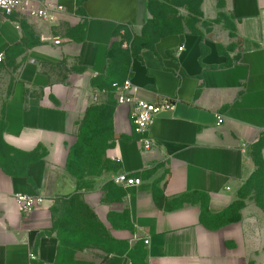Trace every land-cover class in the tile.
Masks as SVG:
<instances>
[{
  "label": "crops",
  "instance_id": "obj_1",
  "mask_svg": "<svg viewBox=\"0 0 264 264\" xmlns=\"http://www.w3.org/2000/svg\"><path fill=\"white\" fill-rule=\"evenodd\" d=\"M33 1L57 20L0 15V264H59L73 227L91 246L102 232L111 264H264V212L244 194L264 157V0L202 4L199 22L157 0ZM126 79L174 107L138 134L116 103L117 170L79 185V130ZM17 194L46 201L25 215Z\"/></svg>",
  "mask_w": 264,
  "mask_h": 264
},
{
  "label": "rangeland",
  "instance_id": "obj_2",
  "mask_svg": "<svg viewBox=\"0 0 264 264\" xmlns=\"http://www.w3.org/2000/svg\"><path fill=\"white\" fill-rule=\"evenodd\" d=\"M159 1L164 3V7L166 6L167 10L165 11L174 14V16L175 12L180 15L181 11H189L191 19L195 22H199V18L202 17L200 14L202 4L211 9L224 5V0H157L158 4H160ZM115 105L114 96L109 94L107 104L93 108L83 121L78 134L79 141L72 147L69 160L73 174L79 179V185L85 186L86 177L98 176L105 170L110 172L117 170L115 161L112 160L111 156L109 159L106 157L107 154H111L112 141L115 135L112 128ZM254 162L256 172L246 185L244 194L249 202L258 204L264 212V157L260 149L255 154ZM73 228L74 231L68 233L69 238L67 240L69 243L65 244V252L61 256L59 264L112 263L110 256L103 255V251L106 250L107 237L102 232L92 238L96 243L91 246L88 243L89 236L83 230L85 227H77V231L75 227ZM101 250H103L102 253ZM137 263L145 264L143 253L139 255Z\"/></svg>",
  "mask_w": 264,
  "mask_h": 264
},
{
  "label": "built area",
  "instance_id": "obj_3",
  "mask_svg": "<svg viewBox=\"0 0 264 264\" xmlns=\"http://www.w3.org/2000/svg\"><path fill=\"white\" fill-rule=\"evenodd\" d=\"M57 11H64V7L59 6ZM53 7L50 5H42L33 0H0V15L3 17H11L14 14L21 13L30 15L37 20L55 22L57 19L52 13ZM56 42L55 44H58ZM182 48H180V51ZM4 62V54H0V65ZM1 74V69H0ZM112 94L119 106H128L131 109L132 124L136 133L144 134L150 130L155 123L158 115L164 111L172 110L174 105L171 100L162 99L157 103L145 101L139 97V88L131 79L122 82H114L111 85ZM223 118H219L218 124H223ZM143 147L148 150L153 145V141H143ZM114 161L120 163V159L113 158ZM115 183L124 187L131 188L140 186L142 180L128 173H121L115 179ZM15 200L19 205L21 213L29 215L42 207L46 201L43 196L15 195ZM145 244H149V240H145ZM32 259L35 256L32 255Z\"/></svg>",
  "mask_w": 264,
  "mask_h": 264
},
{
  "label": "trees",
  "instance_id": "obj_4",
  "mask_svg": "<svg viewBox=\"0 0 264 264\" xmlns=\"http://www.w3.org/2000/svg\"><path fill=\"white\" fill-rule=\"evenodd\" d=\"M147 29H148V27H147ZM113 51L116 52V49H114ZM120 82H122V81H120ZM110 94H112V92H110Z\"/></svg>",
  "mask_w": 264,
  "mask_h": 264
}]
</instances>
